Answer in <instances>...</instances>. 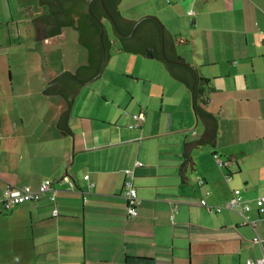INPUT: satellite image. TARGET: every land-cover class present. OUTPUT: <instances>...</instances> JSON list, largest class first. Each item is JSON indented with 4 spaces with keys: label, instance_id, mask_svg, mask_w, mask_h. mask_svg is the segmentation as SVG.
Masks as SVG:
<instances>
[{
    "label": "crops",
    "instance_id": "1",
    "mask_svg": "<svg viewBox=\"0 0 264 264\" xmlns=\"http://www.w3.org/2000/svg\"><path fill=\"white\" fill-rule=\"evenodd\" d=\"M138 1L133 9L158 17L177 54L208 79L199 106L217 121L215 144H196L203 126L191 94L164 68L129 71L136 94L126 105L94 90L73 99L72 138L56 128L60 96L49 116L0 127V264H246L264 254V0ZM45 180L51 189L38 202L4 208L7 186L36 190ZM235 189L247 210L227 208Z\"/></svg>",
    "mask_w": 264,
    "mask_h": 264
},
{
    "label": "rangeland",
    "instance_id": "2",
    "mask_svg": "<svg viewBox=\"0 0 264 264\" xmlns=\"http://www.w3.org/2000/svg\"><path fill=\"white\" fill-rule=\"evenodd\" d=\"M138 2L123 0L118 10L127 18H140L143 14L133 9ZM42 9L43 5H39L38 0H0V127L3 131L20 120L24 123L28 120L39 121L40 116L52 114L50 106H55L59 98L42 93L48 79L64 72V68L75 69L76 65L87 62V49L77 42L78 31L70 27H65L63 33L66 35L62 38L34 40L36 34L31 19L41 13ZM105 26L111 40L108 51L110 58L101 77L89 82V87L82 89L79 95L76 94L74 99L78 104L84 94H93L94 90L105 95L108 100L126 105L129 98L127 95L136 94L131 85L132 76H128L129 71L136 73L134 75L144 71V75L151 77L153 75L148 70L164 68L156 59L123 51L106 20ZM143 78L138 79L135 88L141 86ZM185 95L189 100V90L186 89ZM125 111L129 110H123V113ZM194 126L195 120L192 118Z\"/></svg>",
    "mask_w": 264,
    "mask_h": 264
},
{
    "label": "trees",
    "instance_id": "3",
    "mask_svg": "<svg viewBox=\"0 0 264 264\" xmlns=\"http://www.w3.org/2000/svg\"><path fill=\"white\" fill-rule=\"evenodd\" d=\"M41 5H43L42 12L36 15V17H32L33 20L36 21V29L39 34L43 38L52 37L59 35L62 32V29L65 27H71L78 31L79 34V42L83 44V46L87 49L88 53V61L86 64L80 65L75 69L73 73L64 71L61 76L57 79L53 78L49 80L47 84L44 86V94L53 95V96H61L63 100V105L59 112L58 119V128L62 134H69L71 130L68 126V118L70 115L74 95L73 92L77 87L86 83L93 77L97 75L100 71V67L103 61V48L102 43L105 47V55L103 66L106 64V61L109 59L110 55L108 53L110 43L108 38L106 37V30L102 32V41L99 38V34L101 32V27L94 19L89 12L87 11V1L88 0H39ZM108 11L113 15L114 18H121V15L118 10V3L120 0H112L110 1V5L107 0H103ZM96 7L99 8V12H96ZM91 11L96 14L100 19L101 16L105 17L104 11L101 9V5L98 0H92L91 2ZM31 19V20H32ZM147 24L151 27V29L156 30L157 37L160 36V22L155 17H148L143 19L140 23ZM104 25V24H103ZM133 23L131 22L130 28ZM124 33H128L129 30L122 29ZM87 32L89 34L87 39H83L84 33ZM115 32V30H114ZM116 33V32H115ZM155 34V32H153ZM119 39L123 41V38L120 36ZM155 43V40L151 42H146L143 46L134 49L131 46H124L122 49L125 51H132L135 53H139L143 56L149 58H156L158 60L165 61L161 53L151 49V44ZM174 59L177 64H172L170 62H166L168 68L173 70V73L176 74V68L180 67L182 70L180 77L186 83L188 88L192 92L193 99V108L196 116L203 115L205 118V130H204V139H200L196 142L197 145L201 144H213V140L216 135V120L210 113L204 111L200 106L199 102L204 103L205 100L203 98V94L205 89L208 91L212 88L206 87L208 86V79L198 76L196 73V69L189 64H187L183 59L178 56H175ZM180 73V72H178ZM62 77H64L62 79ZM195 77V82H194ZM62 80V82H61ZM60 83L58 86H55V83ZM55 88V89H53ZM189 161V156L185 154V162ZM223 163L222 167H225V163ZM229 177V174H227ZM241 192V191H240ZM263 196V195H262Z\"/></svg>",
    "mask_w": 264,
    "mask_h": 264
},
{
    "label": "built area",
    "instance_id": "4",
    "mask_svg": "<svg viewBox=\"0 0 264 264\" xmlns=\"http://www.w3.org/2000/svg\"><path fill=\"white\" fill-rule=\"evenodd\" d=\"M142 114L134 115L133 118H142ZM131 127H135L131 125ZM141 163H137L136 166H140ZM218 165L220 167L223 166V163L218 159ZM125 173V180H124V187L126 189V198H127V206H126V214L129 218H134L137 215V193L136 189L132 184L133 180V170L126 169L124 170ZM52 182L50 180H45L40 184V186L33 190L29 186L23 187H15V186H7L2 194V204L4 208L8 209L14 205H18L24 202H38L47 192L51 189ZM49 200L54 204L55 203V196L53 193L47 195ZM201 205H205V201L202 199L200 201ZM227 208L230 209H237L240 211L247 210L248 205L244 202L241 192L239 189H235L233 191V198L227 202ZM256 206L257 211L259 214L264 215V195L260 196L256 199ZM208 210H214L219 212L221 208H209ZM52 215L57 216L58 210L57 208H53ZM248 222V221H246ZM254 241H260L258 236H255ZM246 264H264V254L261 257H258L254 260H246Z\"/></svg>",
    "mask_w": 264,
    "mask_h": 264
},
{
    "label": "water",
    "instance_id": "5",
    "mask_svg": "<svg viewBox=\"0 0 264 264\" xmlns=\"http://www.w3.org/2000/svg\"><path fill=\"white\" fill-rule=\"evenodd\" d=\"M99 1V3H100V5H101V7H102V9H103V11L105 12V14L108 16V18H109V20H110V22H111V24H110V26H111V31H112V33H113V35L115 36V34H114V31H113V28L115 29V31L120 35V36H122V37H129V36H131L133 33H134V31H135V29L137 28V26H138V24L143 20V19H146V18H148V17H155V18H157L158 20H159V22H160V37H159V42H160V45H161V49H162V51L164 50V51H167V53H165V55L164 54H162V56H163V59L165 60V61H162V60H158V59H156V58H153V59H156V60H158L160 63H162V65H163V67H164V69L167 71V73L173 78V80H176V81H179V82H181L188 90H189V92H190V94H191V106H192V110L194 111V108H193V99H192V92H191V90L188 88V86L186 85V83L182 80V77H180L179 75H181V73H182V70H181V68L180 67H174V68H176L177 70L175 71L176 72V74L175 73H173V70H171V68H168V66L166 65V62L168 63V62H170V63H172V64H177V62L178 61H176L175 59H174V57L175 56H178V57H180L178 54H177V52H176V48H175V45H174V41H173V38H172V35L170 34V32L167 30V28L165 27V25L162 23V21L158 18V17H156L155 15H153V14H144L143 16H141L140 18H137V19H126V18H124V17H122L121 16V19L124 21V23H128V24H131V22L132 23H134L133 24V27H132V30L130 31V33L129 34H124V33H122L120 30H119V28H118V26L116 25V22H115V19L113 18V16L111 15V13L108 11V9H107V7H106V5H105V3H104V1L103 0H98ZM121 1V0H120ZM119 1V2H120ZM91 2H92V0H88L87 1V11L89 12V14L92 16V17H94V19H96V21L98 22V24L100 25V27H101V32H100V36L102 35V32H103V30H104V25H103V23H102V20H100L98 17H96L93 13H92V11H91ZM38 4L39 5H41V3H40V1L38 0ZM31 22H32V24L34 25V28H35V38H34V40H37V39H40V38H43L40 34H39V32L37 31V29H36V21L35 20H31ZM36 23V24H35ZM83 39H84V37H83ZM120 41V40H119ZM77 42L78 43H80L79 42V34H78V40H77ZM120 43H121V46H122V48L124 47V46H131V47H134V49H136V48H139V47H141V46H143L146 42H144V43H135V42H129V41H126V45L122 42V41H120ZM81 44V43H80ZM82 46H83V44H81ZM158 46V40L156 41V43H152L151 44V49H154L155 51H156V47ZM102 48H103V61H102V64H101V67H100V71L97 73V75L95 76V77H93L92 79H90L89 81H87L86 83H82V84H80L78 87H77V89H75V91L73 92V95L75 96L76 95V93L78 92V90H79V88L81 87V86H83V85H85V84H87V83H89V82H91V81H93V80H96V79H98L99 77H100V75H101V73H102V71H103V68H104V66H103V62H104V55H105V47H104V45H102ZM110 48V47H109ZM123 51H125V50H123ZM125 52H128V51H125ZM130 53H134L135 54V52H132V51H130ZM87 57H88V53H87ZM181 58V57H180ZM182 59V58H181ZM87 61H88V59H86ZM185 61V60H184ZM107 62V61H106ZM186 62V61H185ZM187 63V62H186ZM187 64H189V63H187ZM190 66H192V67H194L195 69H196V67L194 66V65H191V64H189ZM178 72H180V73H178ZM197 72V71H196ZM63 73V72H62ZM61 73V74H62ZM61 74H59L58 76H56L57 77V79L61 76ZM197 74V73H196ZM55 77V78H56ZM64 77H62V79H63ZM61 82H62V80H61ZM60 82V83H61ZM194 82H195V77H194ZM48 83V82H47ZM60 83H55V86H58V84H60ZM53 89H55V88H53ZM44 90V89H43ZM42 90V93L44 94V91ZM61 97V96H60ZM62 98V97H61ZM195 113V112H194ZM198 117V116H197ZM214 117V116H213ZM59 119V118H58ZM198 119H199V121H200V123L202 124V126H203V130L201 131V133H200V136H201V138H203L204 139V130H205V125H206V123H205V118H204V116L203 115H201V116H199L198 117ZM216 120V119H215ZM56 128H58V120H57V122H56ZM216 128H217V121H216ZM70 134V136H71V138L73 137V135H72V133H69ZM214 142H213V144H215V138H214V140H213Z\"/></svg>",
    "mask_w": 264,
    "mask_h": 264
},
{
    "label": "flooded vegetation",
    "instance_id": "6",
    "mask_svg": "<svg viewBox=\"0 0 264 264\" xmlns=\"http://www.w3.org/2000/svg\"><path fill=\"white\" fill-rule=\"evenodd\" d=\"M108 1V4L110 5V1H112V0H107ZM101 9H102V7H101ZM103 10V9H102ZM96 12H99V8L98 7H96ZM94 14V13H93ZM104 14H105V12H104ZM96 17H98L96 14H94ZM113 16V15H112ZM94 18V17H93ZM114 18V17H113ZM115 19V22H116V25L118 26V28H119V30L122 32V33H124L123 31H122V29H124V30H129V32L128 33H124V34H129L130 33V31L132 30V27H133V25H132V27L130 28V24H126V23H124V21L121 19V18H114ZM100 20H102V23L104 24V27H105V30H106V37L108 38V41H109V43L111 44V40H110V38H109V35H108V32H107V28H106V26H105V20L106 21H108L110 24H111V22H110V20H109V18H108V16L105 14V17H103V16H101L100 17ZM141 23V22H140ZM140 23L138 24V26H137V28L135 29V31H134V33L131 35V36H129V37H122V36H120L116 31V33L114 32V34H115V37L118 39V40H120V41H122L121 39H119V37H117V36H120V37H122L123 38V43L125 44L126 43V41H129V42H135V43H144V42H151L152 40H155V43H156V41L158 40V46L156 47V51L157 52H159V53H162V54H164L165 55V53H167V51H162V49H161V45H160V42H159V37L160 36H158L157 37V35H156V30H153V29H151V27L150 26H148L147 24H142V25H140ZM134 24V23H133ZM112 26V25H111ZM115 29L113 28V31H114ZM153 32H155V34H153ZM88 36H89V34L87 33V32H85L84 33V38L85 39H87L88 38ZM99 38H100V40L102 41V35L100 36V34H99ZM154 44V43H153ZM102 45H104L103 43H102ZM126 45V44H125Z\"/></svg>",
    "mask_w": 264,
    "mask_h": 264
}]
</instances>
